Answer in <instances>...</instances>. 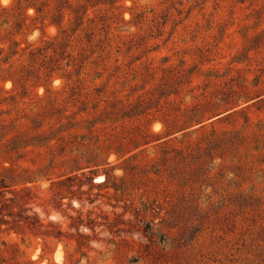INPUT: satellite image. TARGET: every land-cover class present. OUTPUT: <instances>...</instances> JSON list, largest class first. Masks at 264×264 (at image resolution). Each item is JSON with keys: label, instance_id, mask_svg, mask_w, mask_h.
Masks as SVG:
<instances>
[{"label": "rangeland", "instance_id": "1", "mask_svg": "<svg viewBox=\"0 0 264 264\" xmlns=\"http://www.w3.org/2000/svg\"><path fill=\"white\" fill-rule=\"evenodd\" d=\"M14 1L2 189L63 235L4 232L0 264H264V0H104L35 60L61 28Z\"/></svg>", "mask_w": 264, "mask_h": 264}, {"label": "trees", "instance_id": "2", "mask_svg": "<svg viewBox=\"0 0 264 264\" xmlns=\"http://www.w3.org/2000/svg\"><path fill=\"white\" fill-rule=\"evenodd\" d=\"M58 3L55 7L51 8V2L49 0H15L14 1V9L20 10L23 7L24 3H27L25 7H33L35 8L36 12L42 17V20L46 18L50 19L52 23L57 24L61 28V35L57 36L54 40L48 42V46L44 48H38L37 50H32L30 52L31 59L35 60L37 54H44L47 52L48 48L57 46L61 49L60 55H63L66 50L65 48L69 44V40L72 34L69 33V28H63V20L65 18L66 11L74 14V26L71 28L73 32L78 30V28L83 24V19L86 15H88V10L91 7H95L101 3H105L104 0H84L82 3H78L74 5L71 0H56ZM1 10H6L7 7H1ZM20 11H18V14ZM1 14V12H0ZM17 26L21 27L23 24V20H18L16 22ZM101 30L104 32L105 37L110 32L106 27H102ZM95 34V30L93 32L88 33V40L90 41L92 35ZM101 34V31H100ZM103 41V40H101ZM57 49L54 48V54H57ZM0 51L3 49L0 48ZM46 56V55H45ZM68 56H72V54H68ZM70 65V63H68ZM196 109L192 110V116H196L197 112ZM203 117H191V122L188 125H180L174 132L184 131L188 127L192 126L194 122L202 123ZM8 185H6V181L4 178L0 179V241L2 244H6V240L1 238V234L4 232L10 233L11 231H15L18 233H23L27 229L38 231L39 234H43L46 236H55L57 238H61L62 231L58 230L56 233H51L50 230H42L45 228V223L40 219L38 213L34 211L33 207L31 206H20L17 210H15L14 204L23 198L24 200L31 199L30 191L25 188L21 190L17 189H10V193L12 194L11 197H6L4 194L5 189ZM12 190V191H11ZM23 191V192H21ZM20 197V198H19ZM30 202H26L28 204Z\"/></svg>", "mask_w": 264, "mask_h": 264}]
</instances>
